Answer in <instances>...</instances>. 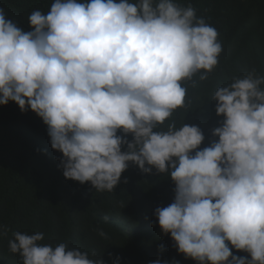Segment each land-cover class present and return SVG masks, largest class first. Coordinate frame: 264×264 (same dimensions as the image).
<instances>
[{
    "label": "clouds",
    "instance_id": "1",
    "mask_svg": "<svg viewBox=\"0 0 264 264\" xmlns=\"http://www.w3.org/2000/svg\"><path fill=\"white\" fill-rule=\"evenodd\" d=\"M28 25L0 8V105L42 119L63 176L113 192L129 162L154 168L175 184L173 202L154 215L179 253L197 264H264V74L253 67L215 89L223 120L201 149V129L177 127L173 113L187 108L188 87L209 79L223 49L191 4L54 0ZM44 239L16 231L8 251L22 264H105L95 250Z\"/></svg>",
    "mask_w": 264,
    "mask_h": 264
},
{
    "label": "trees",
    "instance_id": "2",
    "mask_svg": "<svg viewBox=\"0 0 264 264\" xmlns=\"http://www.w3.org/2000/svg\"><path fill=\"white\" fill-rule=\"evenodd\" d=\"M53 2L0 0V8L28 31L30 13L39 9L46 14ZM177 2L191 4L197 16L215 27L223 49L209 79L196 88L188 87L187 108L173 113L177 127L185 123L201 129L202 149L218 139L212 129L223 120L211 99L215 89L253 67L264 74V0ZM127 138L131 140V134ZM61 158L62 154L51 148L47 125L39 116L31 110L21 112L13 101L0 105V264H22L18 254L8 251V240L16 231L42 232V243L69 241L70 247L89 253L95 250L105 264H149L156 259L197 264L177 251L170 234L161 233L154 215L157 207L173 202L175 184L169 175L154 168L144 173L129 162L113 192H98L89 182L65 178L59 166ZM100 230L107 238L99 235ZM232 252L248 256L234 248Z\"/></svg>",
    "mask_w": 264,
    "mask_h": 264
}]
</instances>
